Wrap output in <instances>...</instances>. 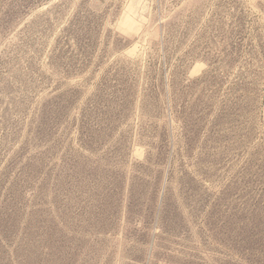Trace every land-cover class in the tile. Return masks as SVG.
Listing matches in <instances>:
<instances>
[{"label": "rangeland", "instance_id": "rangeland-1", "mask_svg": "<svg viewBox=\"0 0 264 264\" xmlns=\"http://www.w3.org/2000/svg\"><path fill=\"white\" fill-rule=\"evenodd\" d=\"M0 264H264V0H0Z\"/></svg>", "mask_w": 264, "mask_h": 264}]
</instances>
